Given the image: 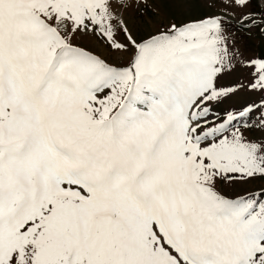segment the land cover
<instances>
[{
  "label": "snow or ice",
  "instance_id": "obj_1",
  "mask_svg": "<svg viewBox=\"0 0 264 264\" xmlns=\"http://www.w3.org/2000/svg\"><path fill=\"white\" fill-rule=\"evenodd\" d=\"M249 2L0 0V264H264V187L218 188L264 181V59L260 103L213 111L236 91L213 10Z\"/></svg>",
  "mask_w": 264,
  "mask_h": 264
},
{
  "label": "rangeland",
  "instance_id": "obj_2",
  "mask_svg": "<svg viewBox=\"0 0 264 264\" xmlns=\"http://www.w3.org/2000/svg\"><path fill=\"white\" fill-rule=\"evenodd\" d=\"M211 2V0H210ZM262 0H250L249 4L243 8H229L225 13L223 8L218 7L213 11L217 14L225 15L226 31L225 35L229 41L235 42L232 51L234 52L233 68L231 71L225 73L217 82L218 87H235L236 91L233 95L229 96L223 104L215 106L213 111L220 112L223 115L224 109L239 110L242 106L248 104H259L261 93L252 91L247 88V85L253 81L254 69L249 66V61L255 59H264V5ZM262 7H259V5ZM160 12L156 21L163 19L165 23L171 22L175 19L177 22L187 20L195 16H203L207 14L208 9H199L191 14L185 12L181 7L171 3H161L159 5ZM241 13L248 16L247 20H241ZM131 10L125 13V17L129 18ZM256 21L255 24L252 21ZM130 26L133 21L129 18ZM241 25H244L243 27ZM139 29L140 34L145 31V25L140 24L134 27V32ZM117 39L123 41L124 36L118 35ZM74 43L86 47L95 53L101 55L103 58L112 63L120 62L123 58L114 52H109L103 42L97 41L95 38L78 37ZM245 85L241 88L239 85ZM259 112L253 111L251 114L250 124L259 121ZM250 136L259 137L261 135L259 130H253L249 133ZM264 187V181L252 180L243 185H218V188L227 195L243 194L245 191H256Z\"/></svg>",
  "mask_w": 264,
  "mask_h": 264
}]
</instances>
